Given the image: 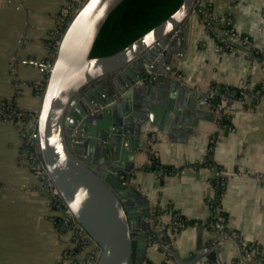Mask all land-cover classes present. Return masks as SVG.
<instances>
[{
	"label": "crops",
	"instance_id": "0c3cea01",
	"mask_svg": "<svg viewBox=\"0 0 264 264\" xmlns=\"http://www.w3.org/2000/svg\"><path fill=\"white\" fill-rule=\"evenodd\" d=\"M80 1L0 0V264H73L67 257L74 246L73 231H61L53 218L57 210L26 158L25 124L14 111H27L25 117L34 122L42 101L40 84L47 75L44 68L53 59L59 16L64 7L76 9ZM202 4L217 23L230 20L237 31L250 35L260 55L223 47L196 9L190 16L184 53L173 56L174 76L184 75L180 81L197 89L227 87L234 94L246 89L253 100L242 104L229 98L224 107L227 124L218 122V113L211 120L200 119L185 141L180 140L182 121L174 126L167 107L162 113L156 110L160 125L145 121L141 127L140 138L148 141V147L135 157L140 168L133 182L158 212L154 221L157 217L161 225L155 227L163 241L172 243L180 256L193 255L225 229L236 231L238 238L227 233L214 242L223 262L256 264L240 261V244L257 245L264 254V0ZM162 85L167 93L169 85ZM211 137H216L214 144ZM154 161L157 168L151 166ZM221 171L224 188L213 206ZM177 214L189 220L186 226H174ZM162 248L150 245L144 264L168 262V252ZM86 250L97 255L99 247L89 242ZM206 261L204 257L189 264Z\"/></svg>",
	"mask_w": 264,
	"mask_h": 264
},
{
	"label": "water",
	"instance_id": "95a60500",
	"mask_svg": "<svg viewBox=\"0 0 264 264\" xmlns=\"http://www.w3.org/2000/svg\"><path fill=\"white\" fill-rule=\"evenodd\" d=\"M122 1L84 0L71 14L54 59L44 68L47 78L34 119L46 171L99 246L95 264H144L150 245L158 244L157 211L133 182L140 168L135 157L148 147L140 138L142 124L160 125L155 111L167 107L168 121L173 116L174 126L182 121L180 140L185 141L200 119L215 115L207 98L212 89H197L173 74V56L184 53L197 0H182L168 17L122 49L92 56L104 23ZM162 84L169 85L167 93ZM159 245L179 264L204 257L223 264L214 242L186 257L170 242Z\"/></svg>",
	"mask_w": 264,
	"mask_h": 264
},
{
	"label": "built area",
	"instance_id": "2783aa9c",
	"mask_svg": "<svg viewBox=\"0 0 264 264\" xmlns=\"http://www.w3.org/2000/svg\"><path fill=\"white\" fill-rule=\"evenodd\" d=\"M205 0H197L196 1V9L200 11V8H197L198 5H201ZM80 7V6H79ZM78 7V8H79ZM76 8V9H78ZM76 9L64 7L63 16H60L59 19V26L57 27L54 35V52H53V59L58 47V44L60 42V38L64 32V29L68 23V19L70 18V14H72ZM66 15V16H65ZM69 15V16H68ZM202 21L207 27L209 31L215 32V39L222 43L228 50L234 51L238 49H246L250 52L251 57L257 56V53L260 51L256 48L255 42L253 38L245 33H241L236 30V28L233 26L232 22L230 20L222 21L224 23L222 29H219L215 17L211 14V12H207L205 15L202 16ZM221 23V22H220ZM222 23V24H223ZM52 59V60H53ZM51 60V61H52ZM178 79H185V76L182 74H177ZM262 87H264V80L262 81ZM260 88H258V91ZM217 91L213 88L212 91L208 94V97L211 101V98L213 97L214 93ZM242 96L239 97L238 101L242 104L247 103L246 97L249 95L248 91L242 90ZM229 97L226 95H221L220 100L215 105L212 103L213 110L216 113L219 111H223L225 116H228V113L224 111V107L227 104ZM27 111H24L23 109L17 108L14 111V115L25 124V127L23 129V139H24V147L23 151L26 153V158L30 164V167L35 172L38 181L41 185V188H43L45 191L49 194L50 201L56 202L55 209L58 212V216L62 220L63 226L69 225V229L74 232V238L77 240L85 239L88 240V242H91L92 237L89 235V233L85 230V228L75 219L71 209L64 203L62 197L60 196L59 190L50 178L48 172L46 171L45 164L40 156L39 149H38V143L36 139V126L35 122L29 123V120L26 116ZM36 117V116H35ZM27 118V119H26ZM27 120V121H25ZM211 141L214 144L216 141V137H211ZM224 176L223 171L220 172V176ZM219 186V185H218ZM59 199L62 202H58ZM213 206H216L214 202ZM173 224L177 227H184L188 224L185 219L181 218L180 215L177 214V218L173 221ZM225 229H222L215 238L216 240L223 237L224 235H227L225 233ZM229 235H231L234 238H238V233L236 231H228ZM215 240V241H216ZM214 241V242H215ZM94 243H96L93 240ZM159 242H161L159 239L157 241L158 245ZM97 245V243H96ZM98 255V254H97ZM97 255L94 258L87 257L86 259H82L79 256H69L70 260L73 261L76 264H95ZM240 261L241 262H253V263H262L264 262V254H261L259 252V249L257 245L250 244V243H242L241 246V255H240ZM207 264H220L219 262H213L209 259L206 261ZM179 264V263H178ZM223 264H225L223 262Z\"/></svg>",
	"mask_w": 264,
	"mask_h": 264
},
{
	"label": "trees",
	"instance_id": "16d2710c",
	"mask_svg": "<svg viewBox=\"0 0 264 264\" xmlns=\"http://www.w3.org/2000/svg\"><path fill=\"white\" fill-rule=\"evenodd\" d=\"M182 0H123L109 15L106 22L104 23L99 36L95 42L94 48L92 50V56H100V55H108L114 53L123 47L127 46L133 40L156 26L166 17H168L172 12H174L178 6L181 4ZM197 8H200L202 16L207 13L204 9V5H198ZM219 23L217 27L219 29L224 28L222 24ZM210 33L215 37V32L210 31ZM218 42V41H217ZM220 43V42H219ZM223 45L222 43H220ZM224 47V45H223ZM260 53H257L259 56ZM47 75L45 76V80L42 84H40V92L42 93L44 90L45 82ZM221 95H226L229 98L239 99L242 96V92L238 91L237 93H232L227 87H224L214 93L211 101L213 104H217L220 100ZM217 120L220 124H227L228 119L225 117L223 111L218 112ZM24 147V145H23ZM25 148V147H24ZM210 160V159H208ZM153 168H157V162H153L151 165ZM217 182L219 183V191L218 197L215 200V204L219 202L220 195L224 188L225 177L219 176L217 178ZM52 206L55 208L56 202L50 201ZM58 202H62L60 199ZM55 205V206H54ZM158 212L155 216H158ZM181 218L185 219L186 222H189L183 216ZM58 228L61 231H66L69 229V225L63 226L62 220L58 215L53 216ZM155 222H158L157 217H155ZM157 225V224H156ZM175 226V225H174ZM154 234L158 237L160 241H163L161 232L158 228H154ZM73 248L70 249V256H82L83 252H85L86 246L89 242L85 239L75 240ZM155 245V244H154ZM162 248L160 245H155ZM163 249V248H162ZM92 259L96 255L92 253H87L84 258L89 257ZM169 261H165L164 264H170V257H168ZM76 264V263H74Z\"/></svg>",
	"mask_w": 264,
	"mask_h": 264
},
{
	"label": "rangeland",
	"instance_id": "374dc122",
	"mask_svg": "<svg viewBox=\"0 0 264 264\" xmlns=\"http://www.w3.org/2000/svg\"><path fill=\"white\" fill-rule=\"evenodd\" d=\"M83 1H84V0L78 2L76 8H78V7L83 3ZM76 10H77V9H76ZM76 10H75V11H76ZM63 11H64V9L62 10V13H61L60 16H63ZM70 15H71V14H70ZM60 16H59V19H60ZM68 16H69V15H68ZM55 210H56V209H55ZM57 213H58V212H57ZM57 215H58V214H57ZM68 230H69V229H68ZM73 235H74V232H73ZM73 238H74V236H73ZM75 240H76V239L74 238V239H73L74 244H76V243H75ZM87 241H88V240H87ZM91 242L93 243V240H91ZM98 247H99V246H98ZM72 248H73V247H71L70 249H72ZM86 248H87V246H86ZM86 248H85V250H86ZM70 249L67 251V252H68V253H67V257H68L69 259H70V257H69V256H70V255H69V251H70ZM86 251H88V250H86ZM86 251H85L83 254H81L82 256H80V257H81L82 259H86V258H84V256L87 255L86 253H88V252H86ZM98 252H99V250H98ZM97 254H98V253H97ZM96 260H97V258H96ZM72 262H73V261H72ZM73 264H74V262H73Z\"/></svg>",
	"mask_w": 264,
	"mask_h": 264
},
{
	"label": "bare ground",
	"instance_id": "6f19581e",
	"mask_svg": "<svg viewBox=\"0 0 264 264\" xmlns=\"http://www.w3.org/2000/svg\"><path fill=\"white\" fill-rule=\"evenodd\" d=\"M155 222V221H154Z\"/></svg>",
	"mask_w": 264,
	"mask_h": 264
}]
</instances>
